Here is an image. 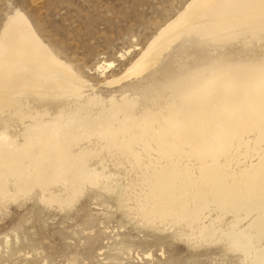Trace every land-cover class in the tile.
Returning a JSON list of instances; mask_svg holds the SVG:
<instances>
[{
    "label": "bare ground",
    "instance_id": "obj_1",
    "mask_svg": "<svg viewBox=\"0 0 264 264\" xmlns=\"http://www.w3.org/2000/svg\"><path fill=\"white\" fill-rule=\"evenodd\" d=\"M178 53L180 66L168 70ZM114 64L99 62L96 71L105 75ZM102 82L110 90L93 87L24 9L6 13L0 208L34 199L68 211L92 192L109 209L104 214L120 211L124 222L156 231L151 240L119 238L106 264L134 258L135 247L144 262L130 264H160L153 247L167 237L221 245L248 264H264L259 0H188L122 72Z\"/></svg>",
    "mask_w": 264,
    "mask_h": 264
},
{
    "label": "rangeland",
    "instance_id": "obj_2",
    "mask_svg": "<svg viewBox=\"0 0 264 264\" xmlns=\"http://www.w3.org/2000/svg\"><path fill=\"white\" fill-rule=\"evenodd\" d=\"M187 1L0 0V27L12 6L21 7L43 38L62 57L89 78L93 87L107 91L110 88L102 82L105 76L122 72L158 28ZM128 49L131 53L121 59L120 53ZM259 49L256 45V50ZM181 55L168 58L171 60L168 70L178 69ZM102 61L115 63L105 75L96 71V65ZM93 196L92 192L87 193L76 208L68 211L47 208L34 199L12 203L5 210L0 208V264H44V261L106 264L110 260L104 257L117 252L115 244L119 238L126 236L128 239L129 234V241L155 237L152 232L156 231L152 229L124 222L126 218L120 211L104 214L109 209L99 205L101 199ZM87 221L91 223L87 224ZM121 221L126 227L120 228ZM168 234L171 235V231ZM17 236L19 241L16 242ZM7 239L11 241L10 251L5 247ZM160 243L162 247H153L155 257H158L154 261H160V264H248L237 253L226 251L221 245L189 246L172 237ZM134 250V258L131 254L127 258L124 256L122 264L144 262L137 257L141 248ZM75 257L77 261H74Z\"/></svg>",
    "mask_w": 264,
    "mask_h": 264
},
{
    "label": "snow or ice",
    "instance_id": "obj_3",
    "mask_svg": "<svg viewBox=\"0 0 264 264\" xmlns=\"http://www.w3.org/2000/svg\"><path fill=\"white\" fill-rule=\"evenodd\" d=\"M259 8H260V12H261V21L262 24H264V0H259ZM44 264H59V262L57 261H44ZM91 264H97L96 261H92ZM101 264H103V262H101ZM113 264H116V262H113Z\"/></svg>",
    "mask_w": 264,
    "mask_h": 264
}]
</instances>
